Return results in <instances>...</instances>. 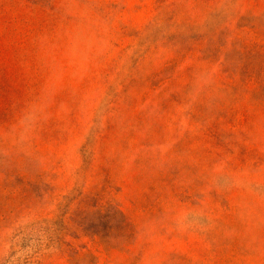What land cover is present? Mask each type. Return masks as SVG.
<instances>
[{
	"label": "rangeland",
	"instance_id": "1",
	"mask_svg": "<svg viewBox=\"0 0 264 264\" xmlns=\"http://www.w3.org/2000/svg\"><path fill=\"white\" fill-rule=\"evenodd\" d=\"M0 264H264V0H0Z\"/></svg>",
	"mask_w": 264,
	"mask_h": 264
}]
</instances>
